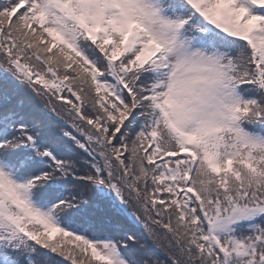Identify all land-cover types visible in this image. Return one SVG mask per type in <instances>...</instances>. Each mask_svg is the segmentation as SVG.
Listing matches in <instances>:
<instances>
[{"label": "snow or ice", "instance_id": "6c2138e0", "mask_svg": "<svg viewBox=\"0 0 264 264\" xmlns=\"http://www.w3.org/2000/svg\"><path fill=\"white\" fill-rule=\"evenodd\" d=\"M0 264H264V0H0Z\"/></svg>", "mask_w": 264, "mask_h": 264}, {"label": "trees", "instance_id": "16d2710c", "mask_svg": "<svg viewBox=\"0 0 264 264\" xmlns=\"http://www.w3.org/2000/svg\"><path fill=\"white\" fill-rule=\"evenodd\" d=\"M135 260H137V259H135Z\"/></svg>", "mask_w": 264, "mask_h": 264}]
</instances>
